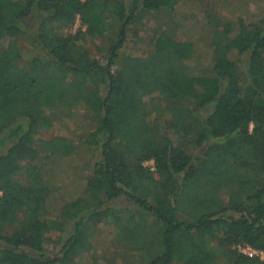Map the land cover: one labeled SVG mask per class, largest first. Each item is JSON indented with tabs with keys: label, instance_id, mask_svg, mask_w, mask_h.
<instances>
[{
	"label": "trees",
	"instance_id": "16d2710c",
	"mask_svg": "<svg viewBox=\"0 0 264 264\" xmlns=\"http://www.w3.org/2000/svg\"><path fill=\"white\" fill-rule=\"evenodd\" d=\"M177 3L0 0V264H74L105 222L140 264H264L239 249L264 252V17L235 34L213 25L204 73L175 30L122 58L134 24ZM76 20L85 29L66 33ZM79 108L94 122L81 144L93 171L45 218L50 159L80 147L38 139L39 119Z\"/></svg>",
	"mask_w": 264,
	"mask_h": 264
},
{
	"label": "rangeland",
	"instance_id": "374dc122",
	"mask_svg": "<svg viewBox=\"0 0 264 264\" xmlns=\"http://www.w3.org/2000/svg\"><path fill=\"white\" fill-rule=\"evenodd\" d=\"M263 17L264 0H178L174 9L149 12L145 18L143 17L142 22L134 24L136 26H133L120 53L122 58L127 55L145 54L154 49L155 38L160 33L175 30L177 38L194 43L195 56L190 60L191 69L195 73H204L210 69L209 50L213 25L219 22L231 23L232 34H235L240 23H255ZM81 29L85 27L76 20L65 29V32L73 35ZM21 42L23 49L30 50L29 39L24 38ZM233 57L238 59L237 54ZM26 62L27 57L23 56L18 64L23 66ZM152 97L150 96L148 101ZM154 116L155 114L152 118ZM155 117L168 119L169 115L163 108ZM93 124L89 112L83 108L76 109L62 120H54L50 115H43L39 119L36 134L38 139H51L60 135L75 140L80 147L69 156H56L50 159L49 179L54 186L59 187V190L45 218L54 219L66 201L79 196L92 173L91 148L87 145L81 148V144L86 135L93 130ZM42 151L43 154L46 153L45 149ZM152 165V161L146 162V166ZM114 228L110 222L100 224L92 239L91 250L84 253L74 264H131L133 260L134 264H140L142 261L137 260L135 251L124 250L123 244L116 238ZM54 232L52 236L56 243L58 235ZM49 247L57 252L61 245L52 243Z\"/></svg>",
	"mask_w": 264,
	"mask_h": 264
},
{
	"label": "built area",
	"instance_id": "2783aa9c",
	"mask_svg": "<svg viewBox=\"0 0 264 264\" xmlns=\"http://www.w3.org/2000/svg\"><path fill=\"white\" fill-rule=\"evenodd\" d=\"M152 164L153 165H152L151 169L155 170V166H154L153 161H152ZM239 249H240L241 252H243V253H245V254H247L249 256H252V257L253 256H260V257L264 258V252L263 251L255 249V248H253V247H251L249 245H240Z\"/></svg>",
	"mask_w": 264,
	"mask_h": 264
},
{
	"label": "clouds",
	"instance_id": "9594fccd",
	"mask_svg": "<svg viewBox=\"0 0 264 264\" xmlns=\"http://www.w3.org/2000/svg\"><path fill=\"white\" fill-rule=\"evenodd\" d=\"M154 163V162H153Z\"/></svg>",
	"mask_w": 264,
	"mask_h": 264
}]
</instances>
